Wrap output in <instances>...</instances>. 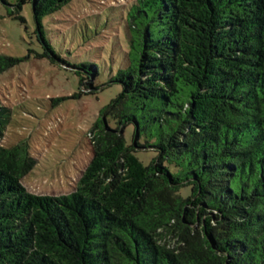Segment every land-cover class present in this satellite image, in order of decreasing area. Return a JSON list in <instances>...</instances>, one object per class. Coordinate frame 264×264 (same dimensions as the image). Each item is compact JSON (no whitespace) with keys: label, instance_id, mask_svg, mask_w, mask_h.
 <instances>
[{"label":"trees","instance_id":"1","mask_svg":"<svg viewBox=\"0 0 264 264\" xmlns=\"http://www.w3.org/2000/svg\"><path fill=\"white\" fill-rule=\"evenodd\" d=\"M70 1L17 0L36 58L63 62L42 20ZM127 25L120 91L71 193H29L27 143L0 146V264H264V0H135ZM28 57L0 54V75ZM79 70L86 94L103 89Z\"/></svg>","mask_w":264,"mask_h":264},{"label":"rangeland","instance_id":"2","mask_svg":"<svg viewBox=\"0 0 264 264\" xmlns=\"http://www.w3.org/2000/svg\"><path fill=\"white\" fill-rule=\"evenodd\" d=\"M134 1L71 0L44 17L45 37L63 61L54 64L35 57L42 49L31 4L15 12L17 0H5L8 6L0 2V54L29 56L0 75V107L8 110L0 146L27 143L34 166L21 185L29 193L60 196L74 190L92 154L90 132L98 113L120 91L109 82L128 49L127 18ZM82 66L98 72L94 85L104 84L102 90L86 94L79 86V78L87 76L79 70ZM131 133L132 126H126L128 144ZM135 156L147 165L155 153L138 151Z\"/></svg>","mask_w":264,"mask_h":264}]
</instances>
